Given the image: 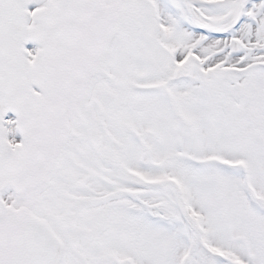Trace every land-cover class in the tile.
<instances>
[{
    "label": "snow or ice",
    "instance_id": "snow-or-ice-1",
    "mask_svg": "<svg viewBox=\"0 0 264 264\" xmlns=\"http://www.w3.org/2000/svg\"><path fill=\"white\" fill-rule=\"evenodd\" d=\"M0 264H264V0H0Z\"/></svg>",
    "mask_w": 264,
    "mask_h": 264
}]
</instances>
